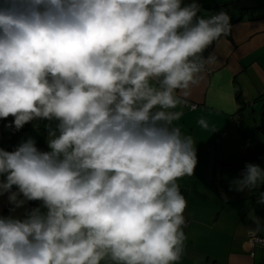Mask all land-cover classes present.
Here are the masks:
<instances>
[{
    "label": "clouds",
    "instance_id": "clouds-1",
    "mask_svg": "<svg viewBox=\"0 0 264 264\" xmlns=\"http://www.w3.org/2000/svg\"><path fill=\"white\" fill-rule=\"evenodd\" d=\"M196 0H0V119L33 138L0 148V264H176L196 149L173 121L203 53L232 25ZM179 93V94H178ZM202 123V121H200ZM237 191L264 184L247 163ZM264 203V196L261 198Z\"/></svg>",
    "mask_w": 264,
    "mask_h": 264
},
{
    "label": "crops",
    "instance_id": "crops-1",
    "mask_svg": "<svg viewBox=\"0 0 264 264\" xmlns=\"http://www.w3.org/2000/svg\"><path fill=\"white\" fill-rule=\"evenodd\" d=\"M191 3L192 0H183ZM200 16L225 12L232 28L203 53L214 55L205 63L176 111L173 126L190 136L197 164L192 176L177 183L187 200V225L183 253L176 264H264V184L237 191L233 181L240 178L247 163L264 168V132L256 126L264 114V0H196ZM179 94V93H178ZM184 101L196 104L191 109ZM9 116L0 119V148L13 151L22 141L33 138L41 151H48L46 120L28 123L13 136ZM202 121V123L200 122ZM12 135V136H11ZM40 201L10 211L7 194L0 196V216L23 217Z\"/></svg>",
    "mask_w": 264,
    "mask_h": 264
},
{
    "label": "trees",
    "instance_id": "trees-1",
    "mask_svg": "<svg viewBox=\"0 0 264 264\" xmlns=\"http://www.w3.org/2000/svg\"><path fill=\"white\" fill-rule=\"evenodd\" d=\"M11 119L14 121V117H11ZM27 127H28V123L25 124V125L23 126V128H21V129H19V130H16V129H15L12 135L15 136V135L19 134L20 132L26 130ZM256 129H257L258 131H262V132H264V114H262V116H261V120L258 122V124H257V126H256ZM12 135H11V136H12Z\"/></svg>",
    "mask_w": 264,
    "mask_h": 264
},
{
    "label": "built area",
    "instance_id": "built-area-1",
    "mask_svg": "<svg viewBox=\"0 0 264 264\" xmlns=\"http://www.w3.org/2000/svg\"><path fill=\"white\" fill-rule=\"evenodd\" d=\"M183 104H185V105H189V107H190L191 109L196 108V104H194V103H192V102L184 101ZM186 225H187V222L185 221V223H184V225L182 226V228H183L184 226H186ZM252 239H253V241H254L255 243H257V244H261V245H264V238L258 236L257 234H254V235L252 236Z\"/></svg>",
    "mask_w": 264,
    "mask_h": 264
},
{
    "label": "rangeland",
    "instance_id": "rangeland-1",
    "mask_svg": "<svg viewBox=\"0 0 264 264\" xmlns=\"http://www.w3.org/2000/svg\"><path fill=\"white\" fill-rule=\"evenodd\" d=\"M260 120H261V118H260ZM260 161H261V158L259 156V158L256 160V163L255 164L259 163Z\"/></svg>",
    "mask_w": 264,
    "mask_h": 264
}]
</instances>
